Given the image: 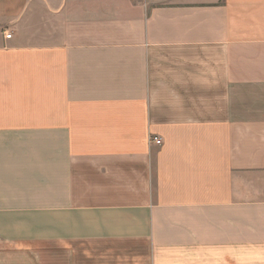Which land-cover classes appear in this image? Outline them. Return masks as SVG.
Returning a JSON list of instances; mask_svg holds the SVG:
<instances>
[{"label": "crops", "instance_id": "crops-1", "mask_svg": "<svg viewBox=\"0 0 264 264\" xmlns=\"http://www.w3.org/2000/svg\"><path fill=\"white\" fill-rule=\"evenodd\" d=\"M0 264H264V0H0Z\"/></svg>", "mask_w": 264, "mask_h": 264}, {"label": "built area", "instance_id": "built-area-1", "mask_svg": "<svg viewBox=\"0 0 264 264\" xmlns=\"http://www.w3.org/2000/svg\"><path fill=\"white\" fill-rule=\"evenodd\" d=\"M6 37L7 38H10L11 37V34H6ZM150 142L152 143H156L157 145H160L161 144V139H159L158 137H152Z\"/></svg>", "mask_w": 264, "mask_h": 264}, {"label": "rangeland", "instance_id": "rangeland-1", "mask_svg": "<svg viewBox=\"0 0 264 264\" xmlns=\"http://www.w3.org/2000/svg\"><path fill=\"white\" fill-rule=\"evenodd\" d=\"M12 259H17V261L19 260V258H12ZM11 260V258H7L6 262H9ZM13 260H11L10 262H12ZM9 262V263H10Z\"/></svg>", "mask_w": 264, "mask_h": 264}]
</instances>
